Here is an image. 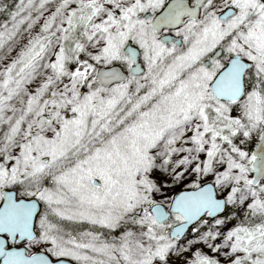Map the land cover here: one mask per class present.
<instances>
[{
  "label": "snow or ice",
  "instance_id": "1",
  "mask_svg": "<svg viewBox=\"0 0 264 264\" xmlns=\"http://www.w3.org/2000/svg\"><path fill=\"white\" fill-rule=\"evenodd\" d=\"M0 264H264V0H0Z\"/></svg>",
  "mask_w": 264,
  "mask_h": 264
}]
</instances>
